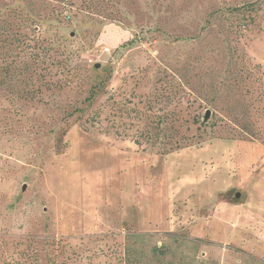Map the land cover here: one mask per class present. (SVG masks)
<instances>
[{
    "label": "rangeland",
    "instance_id": "obj_1",
    "mask_svg": "<svg viewBox=\"0 0 264 264\" xmlns=\"http://www.w3.org/2000/svg\"><path fill=\"white\" fill-rule=\"evenodd\" d=\"M0 264H264V0H0Z\"/></svg>",
    "mask_w": 264,
    "mask_h": 264
},
{
    "label": "water",
    "instance_id": "obj_2",
    "mask_svg": "<svg viewBox=\"0 0 264 264\" xmlns=\"http://www.w3.org/2000/svg\"><path fill=\"white\" fill-rule=\"evenodd\" d=\"M209 116H210V111H207L204 121H207L209 119Z\"/></svg>",
    "mask_w": 264,
    "mask_h": 264
},
{
    "label": "trees",
    "instance_id": "obj_3",
    "mask_svg": "<svg viewBox=\"0 0 264 264\" xmlns=\"http://www.w3.org/2000/svg\"><path fill=\"white\" fill-rule=\"evenodd\" d=\"M177 149H180V148L178 147ZM174 150H176V149H174Z\"/></svg>",
    "mask_w": 264,
    "mask_h": 264
}]
</instances>
